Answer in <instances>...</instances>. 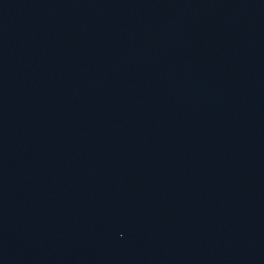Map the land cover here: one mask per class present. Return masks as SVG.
I'll return each mask as SVG.
<instances>
[{"label": "water", "instance_id": "water-1", "mask_svg": "<svg viewBox=\"0 0 264 264\" xmlns=\"http://www.w3.org/2000/svg\"><path fill=\"white\" fill-rule=\"evenodd\" d=\"M0 264H264V0H0Z\"/></svg>", "mask_w": 264, "mask_h": 264}]
</instances>
